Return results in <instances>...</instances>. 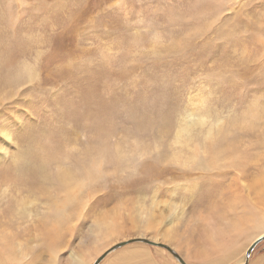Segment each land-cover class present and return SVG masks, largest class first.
Listing matches in <instances>:
<instances>
[{
    "label": "rangeland",
    "instance_id": "rangeland-1",
    "mask_svg": "<svg viewBox=\"0 0 264 264\" xmlns=\"http://www.w3.org/2000/svg\"><path fill=\"white\" fill-rule=\"evenodd\" d=\"M261 217L264 0H0V264H244Z\"/></svg>",
    "mask_w": 264,
    "mask_h": 264
},
{
    "label": "bare ground",
    "instance_id": "bare-ground-1",
    "mask_svg": "<svg viewBox=\"0 0 264 264\" xmlns=\"http://www.w3.org/2000/svg\"><path fill=\"white\" fill-rule=\"evenodd\" d=\"M185 132H186V129H185ZM208 135H210L211 134V130L209 129L208 130ZM182 137H184L183 135H181V137L179 138V139H181ZM92 165V164H91ZM68 169H70V168H68ZM65 170V169H64ZM67 170V169H66ZM67 171H69V170H67ZM63 174H64V172H63ZM62 174V178H61V176L59 177L60 179H61V188L63 189L62 190V193L61 194H63V198H61V199H57L59 202H57V201H55L54 202V208L56 209V211H60L61 213H60V216H58L59 217V219L56 221V226L55 227H52V233H55L54 235H56V232L59 230V231H61L62 229H61V227H63V226H65L64 228H66L67 227V225H64L67 221H69V218H68V216H67V214H66V210L68 209V207H70L71 205H73L72 203L74 202V201H76V200H78V196H79V193H80V191H81V189H82V187L84 186V181L82 180V179H80V178H77L76 176H75V174H73L72 173V176L70 175L71 173L70 172H67L65 175H63ZM59 181H57V183H58ZM59 185H60V183H59ZM59 188V187H58ZM58 190V189H57ZM55 191H56V189H55ZM54 191V192H55ZM58 191H60V188H59V190ZM57 191V192H58ZM49 194V193H48ZM59 194V193H58ZM61 197V196H60ZM3 202V201H2ZM53 202V201H52ZM234 204V203H233ZM25 205V204H24ZM84 205V204H83ZM15 206V205H14ZM17 206V205H16ZM15 206V207H16ZM74 206H75V204H74ZM24 207V206H23ZM30 207V206H29ZM82 207V206H81ZM214 207H216V206H214ZM16 208H18V207H16ZM82 209H83V207H82ZM82 211V210H81ZM150 211V210H149ZM226 212V211H225ZM79 213H81L80 212V210H79ZM79 213H78V215H79ZM26 214V213H25ZM77 214V213H76ZM77 215V216H78ZM29 216V215H28ZM235 216V215H234ZM228 218V217H227ZM262 218V222H264V217H261ZM224 219V218H223ZM257 220V219H256ZM211 221V220H210ZM226 221H228V220H226ZM110 222V221H109ZM222 222H224V220L222 221ZM54 223V222H53ZM111 223V222H110ZM52 225V224H51ZM61 225H63V226H61ZM104 225H106V224H104ZM156 225V224H155ZM207 225V227H208V235L206 234V236H207V240L208 241H216V244H217V239L219 238V235H220V237H221V234H224V231H223V227L221 228V226L222 225H219L218 223H216V225L214 224V221H211V222H209V223H207L206 224ZM224 225V224H223ZM50 225H48V227H49ZM61 226V227H60ZM98 227L99 226H96V228L98 229ZM104 227V231H105V233L107 232H109V235H108V237L106 236L105 238H110V237H113V235H114V233L112 232V231H110L111 229H112V225H106V226H103ZM103 227H100L99 229H101V228H103ZM115 227V226H114ZM137 227V226H136ZM226 228V227H225ZM245 228V227H244ZM262 228V230L261 231H259L258 233H255V236L256 235H258V234H260V233H263L264 232V224H263V226L261 227ZM115 230H114V232H116V227L114 228ZM145 229H147V227L145 228ZM227 229V228H226ZM226 229H224L225 231H226ZM157 230V229H156ZM58 231V233L59 234H61L60 232ZM67 231V230H66ZM217 231H220V233L218 234V236H216V237H214L215 235H216V232ZM239 231V230H238ZM65 232V231H64ZM63 232V233H64ZM57 233V234H58ZM104 232H102V234H103ZM229 233V232H228ZM58 234V235H59ZM159 234V233H158ZM53 235V236H54ZM58 235H56L57 237H58ZM106 235V234H105ZM203 235V234H202ZM60 236V235H59ZM230 236V235H229ZM56 237V238H57ZM218 237V238H217ZM224 237V236H223ZM253 238V237H252ZM5 239V238H4ZM42 239V238H41ZM59 238H57V240H58ZM96 239V238H95ZM53 240V239H52ZM219 240V239H218ZM5 241V240H4ZM175 241V240H174ZM156 242V241H155ZM253 242V241H252ZM209 243H211V242H209ZM213 243V242H212ZM7 245V244H6ZM103 246V245H102ZM170 248V247H169ZM248 248V247H247ZM6 249V248H5ZM7 249H8V247H7ZM133 249H137V248H133ZM171 249V248H170ZM211 249V248H210ZM129 250V249H128ZM132 250V249H131ZM225 252V251H224ZM128 253H130V252H123V254L122 255H127ZM131 253H133L132 251H131ZM137 253V252H136ZM139 254V253H138ZM137 255V254H136ZM12 256V255H11ZM128 256H130L129 254L127 255V257ZM146 256V255H145ZM126 257V256H125ZM8 258H10V257H8ZM12 258V257H11ZM174 258V257H173ZM232 258V257H231ZM230 258V259H231ZM8 260V259H7ZM227 260V259H226ZM83 258H78L77 260H76V262H75V264H84L83 263ZM184 262V261H183Z\"/></svg>",
    "mask_w": 264,
    "mask_h": 264
},
{
    "label": "water",
    "instance_id": "water-1",
    "mask_svg": "<svg viewBox=\"0 0 264 264\" xmlns=\"http://www.w3.org/2000/svg\"><path fill=\"white\" fill-rule=\"evenodd\" d=\"M264 241V235H261L260 237L256 238L249 246V248L247 249L246 251V255H245V261H244V264H247L248 262V258L251 254V252L254 250V248L259 245L261 242ZM132 243H142L144 245H150V246H155V247H159V248H162L164 250H166L167 252H169L173 257L174 259L177 260L178 263L180 264H185L183 262V260L181 259V257L179 255H177L172 249H170L167 245H164V244H161V243H157V242H154V241H151V240H148V239H142V238H139V239H132V240H128V241H123V242H120L116 245H114L113 247H111L106 253L105 255L109 254L110 252L112 251H115L127 244H132ZM104 255V256H105Z\"/></svg>",
    "mask_w": 264,
    "mask_h": 264
}]
</instances>
